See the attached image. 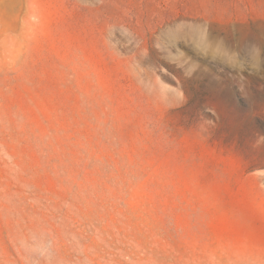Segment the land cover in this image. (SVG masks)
I'll return each mask as SVG.
<instances>
[{
    "label": "rangeland",
    "instance_id": "rangeland-1",
    "mask_svg": "<svg viewBox=\"0 0 264 264\" xmlns=\"http://www.w3.org/2000/svg\"><path fill=\"white\" fill-rule=\"evenodd\" d=\"M0 264H264V0H0Z\"/></svg>",
    "mask_w": 264,
    "mask_h": 264
}]
</instances>
